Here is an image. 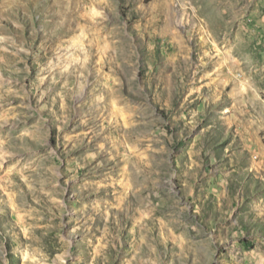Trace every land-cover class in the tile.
<instances>
[{
	"label": "rangeland",
	"instance_id": "obj_1",
	"mask_svg": "<svg viewBox=\"0 0 264 264\" xmlns=\"http://www.w3.org/2000/svg\"><path fill=\"white\" fill-rule=\"evenodd\" d=\"M0 264H264V0H0Z\"/></svg>",
	"mask_w": 264,
	"mask_h": 264
}]
</instances>
